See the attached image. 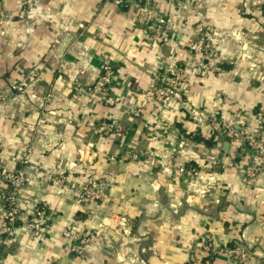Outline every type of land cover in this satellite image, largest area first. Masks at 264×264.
Listing matches in <instances>:
<instances>
[{
    "label": "crops",
    "instance_id": "crops-1",
    "mask_svg": "<svg viewBox=\"0 0 264 264\" xmlns=\"http://www.w3.org/2000/svg\"><path fill=\"white\" fill-rule=\"evenodd\" d=\"M158 1L168 40L110 0H0V90L31 67L42 75L0 102V164L28 178L12 236L0 209V264H231L220 249L237 242L264 264V173L244 179L242 147L215 122L264 129V0ZM200 28L208 61L190 47ZM104 60L117 70L105 99L86 91ZM175 68L183 103L164 105L154 76ZM104 119L122 135L97 134ZM100 178L106 196L78 204L76 187ZM33 204L48 207L46 238L26 227ZM66 228L91 235L81 254Z\"/></svg>",
    "mask_w": 264,
    "mask_h": 264
},
{
    "label": "built area",
    "instance_id": "built-area-1",
    "mask_svg": "<svg viewBox=\"0 0 264 264\" xmlns=\"http://www.w3.org/2000/svg\"><path fill=\"white\" fill-rule=\"evenodd\" d=\"M119 9L132 11L137 23L151 33L155 38L168 40L169 21L165 16V11L158 0H110ZM34 0H23V5L28 7ZM10 18L0 3V20ZM200 34L190 45L191 49L205 60H210L214 56L212 44L204 36L203 28L199 29ZM216 66H214L215 68ZM217 69V68H215ZM117 76V70L110 60H104L101 72L98 74L95 82L86 88V91L95 94L103 99L107 98L111 85ZM153 96L157 102L164 105L183 103V94L181 83L185 80V73L179 68L164 70L160 69L154 76ZM42 81V75L37 67H31L24 75L12 82L8 91L0 90V102L5 101L11 95L25 93L31 83ZM78 82L76 83V85ZM219 126V132L222 138H227L233 143L242 147V153L246 158L243 167V176L247 182L255 180L264 173V129L257 134L245 130L237 125L233 120H215ZM94 131L99 135L118 134L122 135V128L114 121L101 120L95 126ZM133 157H137L134 154ZM114 159V158H112ZM28 156H25L21 162L25 163ZM189 175L197 174L196 169L185 170ZM27 175L23 168L10 169L4 164H0V209L4 210L3 221L4 228L8 235L14 234L15 225L21 215V192L27 183ZM111 186V180L107 178L93 179L81 184L75 189V201L87 206L92 202L103 199ZM27 229L39 238H46L50 228V213L48 207L44 204H33L30 209V215L26 220ZM63 237L67 247L75 254H81L84 247L91 239L88 232L81 233L74 229L66 228L63 231ZM205 250H212L213 246L209 240L203 243ZM225 251L231 258V264H247L249 252L241 242L235 243L231 247L220 249Z\"/></svg>",
    "mask_w": 264,
    "mask_h": 264
}]
</instances>
